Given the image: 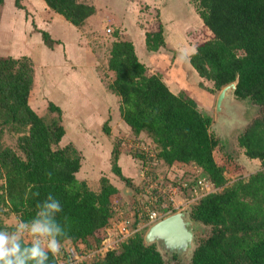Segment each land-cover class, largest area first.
<instances>
[{
    "label": "trees",
    "instance_id": "1",
    "mask_svg": "<svg viewBox=\"0 0 264 264\" xmlns=\"http://www.w3.org/2000/svg\"><path fill=\"white\" fill-rule=\"evenodd\" d=\"M44 1L77 28L96 14L94 6L81 0ZM22 2L15 0V6L26 10ZM193 3L204 22L189 37L195 48L191 65L202 79V99H194L186 92L174 94L161 74L148 76L147 66L139 60L134 44L127 41L112 44L109 69L115 72L116 79L111 89L121 98L123 120L136 135L144 133L160 150L157 157L161 163L156 167L193 166L214 187L191 208V218L211 228L208 237L196 241L191 264H264V0ZM4 4L5 0H0V7ZM39 32L49 49L61 44L48 32ZM146 46L152 53L173 50L166 42L162 24L159 31L146 33ZM208 82L213 84L212 89L206 87ZM34 83L35 67L30 58L0 57V128L21 134L18 145L22 153L0 145V180L5 181L0 204L27 221L35 216L37 203L52 194L63 209L56 216L66 233L60 238L61 250L69 244L80 253L89 252L102 246L104 239L98 234L115 214L112 197L119 191L106 177L100 180L99 192L78 179L83 156L72 144L61 146L66 135L63 112L51 102L48 109L57 118L48 123L40 116L29 103ZM234 83L237 100H250L262 109V116L239 136L238 142L249 159L261 162L263 170L248 181L231 185L227 175L239 174V166L232 155L223 157L221 163L216 161L214 153L220 143L211 135L210 128L217 93ZM211 95L212 99H206ZM207 101L208 105L214 101L213 106H208ZM105 130L109 133L107 126ZM139 140L135 137L132 142ZM129 151L135 163L141 165L146 161L140 150L130 146ZM119 156L115 149L112 172L132 187L131 179L123 175L118 164ZM179 185L188 192L197 185V178ZM37 192L38 196L33 195ZM169 259L181 264L177 254ZM60 263L59 255L50 259V264ZM79 264L169 263L158 246L147 245L138 232L121 247Z\"/></svg>",
    "mask_w": 264,
    "mask_h": 264
},
{
    "label": "crops",
    "instance_id": "2",
    "mask_svg": "<svg viewBox=\"0 0 264 264\" xmlns=\"http://www.w3.org/2000/svg\"><path fill=\"white\" fill-rule=\"evenodd\" d=\"M24 1L26 10L16 6L13 8L12 2L15 4V0H5V4L0 7V57H28L33 61L35 83L29 99L31 107L47 109L52 102L62 110L66 135L61 146L72 144L83 156L78 179L86 181L91 189L95 187L93 190L98 192L100 188L96 182H100L101 174L106 173L119 191L112 197L114 210V198L121 201L117 196L122 198L123 192L131 189L112 172L113 152L115 148L118 149V164L123 175L131 179L132 183L135 182L133 178L139 175V171L135 170V162L129 150L135 137L143 138L146 135H136L123 120L120 111L121 98L111 89L116 79L115 72L109 69L112 44L115 41L133 43L139 60L148 69V64L142 56L146 51L148 59L158 54L147 50V30L143 31L137 22H133L134 12L137 11L135 21L141 16L142 5L147 10L159 12L166 42L172 51L180 48L190 52V57L195 49L191 44L190 34L201 29L204 22L189 0H111L115 5L122 7L123 13L118 16L116 11L110 10L104 17H99L102 10L97 0H81L94 6L96 14L89 18L84 26L77 28L52 11L44 0ZM9 16L12 20H9ZM108 29L114 32L113 35H107ZM40 30L48 32L61 44L49 49L43 42ZM104 33L110 37L105 53L95 43L99 41L98 35ZM95 46L99 48L95 49ZM193 71V83H184L181 89L177 88L173 81L168 82L167 78L165 82L174 94L186 92L194 99L201 100L199 84L202 79L196 70ZM36 93H40V99L35 97ZM212 97L211 95L206 99L210 100ZM37 113L42 112L40 110ZM135 185L133 184V188L138 187ZM113 218L99 231L98 235L102 239L111 232Z\"/></svg>",
    "mask_w": 264,
    "mask_h": 264
},
{
    "label": "rangeland",
    "instance_id": "3",
    "mask_svg": "<svg viewBox=\"0 0 264 264\" xmlns=\"http://www.w3.org/2000/svg\"><path fill=\"white\" fill-rule=\"evenodd\" d=\"M189 1L191 2L192 5H194L193 1H195V0H189ZM24 2L25 1L23 0L22 4H24ZM97 2H98V5L101 7V10H102V12L99 14V17H104V15L106 13H108V11H110V10L112 12L116 11L118 16H121V14L123 13L122 7L115 5L114 2L111 0H97ZM14 6H15V4H13V2H12V7L14 8ZM141 12H142L141 16L136 21H135V19L137 17V11H136V13L134 12L133 22L134 23L137 22V24L143 28L142 29L143 31H146V30H147V32L159 31V26L161 24L159 12L147 10V8H144L143 5H142ZM176 18H177V16H176ZM9 20H12V18L10 16H9ZM105 34L106 33H104L102 35H98L99 41L95 42L97 46H100V48H102L104 53L107 51L105 49V47L107 46V44H109L108 40L110 38L109 36H106ZM164 37L166 39L165 31H164ZM187 39H189V38H187ZM169 42H171V41L169 40ZM170 44H172V43H170ZM97 46H95V49L99 48ZM192 46H193V44H192ZM181 50H183V49L178 48L175 51H168L167 49H162V50H160V52L157 53L158 55H155L153 58H149V59L147 58V51H146V53H144V55L142 56V59L145 60L148 64L147 75L151 76V74H161L164 80H166V78H167L168 82L173 81V83H175V85H177V88H179V89H181V87L184 86V83H185V85L188 82L192 84L194 81V78L191 79V77H193V75H194L193 74L194 68L190 63V59H189L190 52H187V53H189V56L187 59L180 61L177 59V57H178L179 52ZM205 85L207 86V88H211V89L213 88V84H211V83L210 84L205 83ZM196 86H198V85H196ZM220 93L221 92H218L216 97H215V104H214V108H213L212 113H211L214 116V122L210 128V133L213 137L218 139V141L220 143L218 149L214 153L216 161L218 163H221V160L223 157L228 156V155H232L236 161V165L239 166V169H240L239 174H237V175L228 174L227 175L228 184L232 185V184H234L240 180L248 181L252 175L256 174L258 171L263 170L261 162L260 161L255 162V161L249 159L245 155L244 149H242L239 146V142H238L239 136H241L248 129V127L253 124V122L256 119H258L262 116V109L259 106L253 104L250 100L239 101L234 97L235 102H232V104H231L232 110H229L230 116H232V118H231L232 120L224 121L220 124H217L215 122L216 107H217V100H218ZM35 97L40 99V93H36ZM207 103H208V101L206 102V104ZM213 103H214V101L211 104L209 103V105L208 104L207 105L212 107ZM43 105H45V102H43ZM39 109L41 110L42 113L41 114L38 113V114L40 116L44 117L48 123H52L55 120V118H57V114L50 112L48 107H47V109L39 107ZM39 109L35 108L34 110L36 112H38V111L40 112ZM220 121H221V119H220ZM20 136H21V134L15 132V130H12L11 128H7V127L6 128L4 127V129L0 128V145H3L7 148H11L14 151H16L19 155H22L21 151L19 150V145H18V140H19ZM136 140H138V139H136ZM139 141L144 143V144H150V145L154 146L152 148H155V146H156L155 143L147 135H146V137L140 138ZM114 143L116 144V141H114ZM131 155H133V153H131ZM134 165H135L134 166L135 170L139 171V172H137V174L139 173V175L136 177L134 176L133 180L136 183L133 182L132 184H136L135 186L138 185V187L133 188V186L132 187L127 186L131 190H127L126 193L123 192L122 198L117 196V198H120L121 201L116 200V198H114V202L116 201V203H114L115 207L120 208L122 210L123 216L129 217L133 220H135V219L131 216L132 215L131 205L134 204L136 199L137 200H139L140 198H144V200L146 199V197H144L143 194H141V192H144V190L146 188V184H148V183H146L144 176H142L143 175V172L141 170L142 165H140V163L139 164L134 163ZM175 166H174L175 168L173 171H172V167L169 169L165 165L162 167H156L154 172L150 173V176L154 177L156 183L157 182H162V183L164 182L166 184L174 183V184H178V185L180 184V182H181V184L182 183H189V182H193L194 180L196 181V178H198V177H205L204 173L201 170L198 172V171H196V168L193 166L189 167V166H183L181 164H176ZM87 174H88V172H87ZM103 177L108 178L106 176V173L101 174V178H103ZM115 180H116V178H115ZM96 183H98L97 187L99 186V188L101 190V181L100 182L97 181ZM4 186H5V181L0 180V192L3 190ZM94 188L95 187H92V190ZM133 189H135V190H133ZM145 193H146V191H145ZM176 195L174 196V204H171V202H169L167 199L166 200L162 199L161 201L162 202L166 201L168 206L171 208L170 211H172V213L167 214L166 218L169 216L175 215L177 213H183L184 212V213H187L188 219L194 223L195 241H194L193 249L189 254L180 256L181 257V259H180L181 264H191L192 254H193L198 242L201 241V239L209 236V234L211 232V228L204 226V225L200 224L199 222H197L191 218V208H192V206H194V204H196L195 195H193V186H192V188H189L188 192H185L182 190V193H178ZM148 198H152V199L155 198L154 193L152 194V188H151V195L149 194ZM161 201L158 204V206H156V203L154 204V206H156V208L160 209V207L162 205ZM121 202H123V203L120 204ZM154 202H156V200H154ZM113 219L114 220H113L112 225H111L112 226L111 232H114V229L117 230V227L119 225V222H117V214H116V216H114ZM19 221H20V219H19L18 215L13 214L9 210V208L5 206L4 203L0 204V226L3 228L2 230H8V231L13 230ZM144 224H147V222ZM137 225H136V227H137ZM151 226H153V224L143 227V224L141 223V226L139 225L140 234L143 235L144 237H146ZM134 227H135V224H134ZM141 228L142 229L144 228V229L142 230ZM27 240H30V237L26 238V242H27ZM197 240H198V242L196 243ZM69 247H71V246L67 245V247L64 250H61V253L59 254V258H60V262H61L60 264H66L65 261L70 260V256L65 255L66 253L68 254ZM69 255H70V253H69ZM164 256H165V259L167 260V262L169 264H176V263H173V261H170V259H169V256L171 257L173 255H170V254L165 255L164 254Z\"/></svg>",
    "mask_w": 264,
    "mask_h": 264
},
{
    "label": "built area",
    "instance_id": "4",
    "mask_svg": "<svg viewBox=\"0 0 264 264\" xmlns=\"http://www.w3.org/2000/svg\"><path fill=\"white\" fill-rule=\"evenodd\" d=\"M111 34L112 30L108 29L107 35ZM131 147L135 150H140L146 158V161L141 163V170L143 172L142 176H144L146 183H148L146 184L144 192H141V194H143L146 199H136L134 204L131 205V216L135 220L123 216L122 210L115 207L114 213L117 214V222H119L117 230L114 229V232H108L104 237L102 246L96 247L94 250H91L89 252L80 253L76 248L69 247L68 256H70V260H67L66 264H79L84 260H91L100 256H104L109 251L119 248L122 244L127 242L129 238L140 232L139 225L141 226V223L143 224V227L152 224L154 225L157 222L165 219L167 214L172 213V211H170L171 208L168 206L166 201L162 202L161 200L167 199L169 202H171V204H174V196L178 193H182L181 187L177 186L178 184L174 183H156L154 177L150 176V173L153 171V169L161 163L160 159H158L157 157L160 150L157 148V146H155V148H152L154 146L150 144H144L136 141L131 142ZM173 170L174 168H172V171ZM196 171L199 172L200 170L196 169ZM212 187L213 185L206 177H198L197 185L193 187V195H195L196 201L212 192ZM151 188L152 194L154 193L155 195V198L153 199L148 198L149 194L151 195ZM154 200H156V202H154ZM160 201L162 202V205L159 209L156 208V206H158ZM155 203L156 206H154ZM146 222L147 224H144ZM134 224H138L137 227H134Z\"/></svg>",
    "mask_w": 264,
    "mask_h": 264
},
{
    "label": "clouds",
    "instance_id": "5",
    "mask_svg": "<svg viewBox=\"0 0 264 264\" xmlns=\"http://www.w3.org/2000/svg\"><path fill=\"white\" fill-rule=\"evenodd\" d=\"M191 54H195V49ZM188 56L181 50L177 59L183 61ZM36 208L30 220H20L11 231L0 230V264H50V259L61 253L60 238L66 233L56 219L63 210L60 201L49 194Z\"/></svg>",
    "mask_w": 264,
    "mask_h": 264
},
{
    "label": "water",
    "instance_id": "6",
    "mask_svg": "<svg viewBox=\"0 0 264 264\" xmlns=\"http://www.w3.org/2000/svg\"><path fill=\"white\" fill-rule=\"evenodd\" d=\"M236 89L237 84L234 83L221 91L216 107L215 122L217 124L232 120L229 110H232L231 104L235 102L234 93ZM194 241V223L188 219L187 213L184 212L157 222L151 226L145 237L147 245L156 244L159 251L165 255H187L192 251Z\"/></svg>",
    "mask_w": 264,
    "mask_h": 264
}]
</instances>
